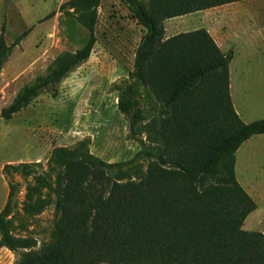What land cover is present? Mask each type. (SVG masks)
Instances as JSON below:
<instances>
[{
  "label": "trees",
  "instance_id": "obj_1",
  "mask_svg": "<svg viewBox=\"0 0 264 264\" xmlns=\"http://www.w3.org/2000/svg\"><path fill=\"white\" fill-rule=\"evenodd\" d=\"M146 33L134 55L130 81L118 88L117 109L130 139L141 150L126 162L108 163L80 141L55 147L46 161L54 172L51 239L34 250L32 238H18L8 219L16 207L14 175L28 178L39 163L5 164L6 202L0 211V247L18 254L13 264H264V234L243 224L256 203L235 176L236 152L264 135V119L244 123L229 95L232 53H222L205 29L165 38L164 21L244 0H119ZM101 0L69 2L86 43L55 58L44 75L24 85L0 111L10 120L42 93L57 86L88 60L96 43ZM0 31V70L19 37L7 46ZM24 35V34H23ZM138 87L152 97V116ZM147 95V97H148ZM137 160L146 163L137 181L109 176ZM37 186H46L34 178ZM26 204L35 213L47 205Z\"/></svg>",
  "mask_w": 264,
  "mask_h": 264
},
{
  "label": "rangeland",
  "instance_id": "obj_2",
  "mask_svg": "<svg viewBox=\"0 0 264 264\" xmlns=\"http://www.w3.org/2000/svg\"><path fill=\"white\" fill-rule=\"evenodd\" d=\"M70 1L0 0V31L3 26L6 45H12L22 36L0 70V111L24 85L44 75L57 56L74 53L86 43L88 34L77 21ZM245 15L255 18L248 24ZM223 23L226 38L236 31L241 33L240 39L245 38L246 31L257 30L259 24L264 27V0H246L169 19L163 26L165 36L197 29L208 32L212 29L216 35ZM145 33L119 0H101L95 27L96 43L88 60L62 80L55 95L46 91L10 120L0 117V211L8 193L3 166L40 164L28 178L12 177L19 191L13 201L16 207L8 218L15 237L36 241L34 250L50 241L53 229L55 174L46 165L53 148L74 147L83 141L90 153L108 163L129 161L141 150V145L129 137L128 122L117 109V101L118 88L130 81L135 50ZM242 61L238 59V65ZM238 87L237 95L233 96L236 106L245 98V86ZM137 89L146 109L144 120L139 123L144 124L153 114L154 103L142 87ZM257 117L260 116L252 119L260 120ZM235 156L236 180L257 205L245 219L243 229L264 232V135L244 142ZM145 171L146 163L137 160L108 174L121 182L137 181ZM34 178L43 179L46 186L31 191L28 199L29 189L37 186ZM40 200L48 202L43 209L35 213L24 210L26 204ZM18 258V254L0 247V264H13Z\"/></svg>",
  "mask_w": 264,
  "mask_h": 264
},
{
  "label": "crops",
  "instance_id": "obj_3",
  "mask_svg": "<svg viewBox=\"0 0 264 264\" xmlns=\"http://www.w3.org/2000/svg\"><path fill=\"white\" fill-rule=\"evenodd\" d=\"M244 18L245 22L250 24L255 17L245 15ZM236 20L237 18L235 22ZM237 27L236 29H238ZM256 27L257 30L255 31L249 33L246 31L244 34L245 38L242 39L239 38L241 34L239 31L226 38L224 35L226 24L224 23L220 24L219 29L215 33L216 35H214L213 32L215 31L212 29L209 32L207 31L222 53H232V59L229 64V95L235 112L244 123L253 122L256 119H252V117L257 115L260 116L257 117L258 119H264V27L262 24ZM174 29L176 30V28ZM177 33L178 31H175V34ZM171 36H165V38ZM254 57L257 59L253 60ZM240 58L243 61L238 65L237 60ZM241 85L245 86V98L244 101H238L236 106L233 96L237 95L238 86ZM259 196L257 195L256 197ZM262 233L264 234V232Z\"/></svg>",
  "mask_w": 264,
  "mask_h": 264
}]
</instances>
